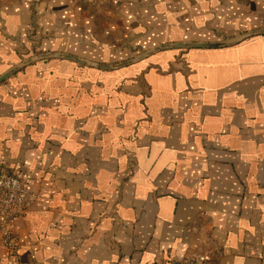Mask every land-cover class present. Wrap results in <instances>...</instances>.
Here are the masks:
<instances>
[{"label":"crops","instance_id":"1","mask_svg":"<svg viewBox=\"0 0 264 264\" xmlns=\"http://www.w3.org/2000/svg\"><path fill=\"white\" fill-rule=\"evenodd\" d=\"M260 29L264 0H0V168L34 199L0 264H264V33L148 53Z\"/></svg>","mask_w":264,"mask_h":264},{"label":"built area","instance_id":"2","mask_svg":"<svg viewBox=\"0 0 264 264\" xmlns=\"http://www.w3.org/2000/svg\"><path fill=\"white\" fill-rule=\"evenodd\" d=\"M75 5L80 0H66ZM96 2L97 0H86ZM33 196L28 195L25 180L16 172L0 168V248L12 258L19 257L17 222L31 206ZM212 254L198 252L182 259H157L152 264H210Z\"/></svg>","mask_w":264,"mask_h":264},{"label":"water","instance_id":"3","mask_svg":"<svg viewBox=\"0 0 264 264\" xmlns=\"http://www.w3.org/2000/svg\"><path fill=\"white\" fill-rule=\"evenodd\" d=\"M261 33H264V29H260V30H251V31H247L241 35H239L238 37H235L231 40H227V41H220V42H198V43H193V42H184V43H172V44H165V45H161L159 47H157L156 49H153L152 51H149L148 53L150 52H153L159 48H164V47H170V46H183V47H189V46H223V45H229V44H232V43H236L248 36H251V35H254V34H261ZM148 53H145L144 55L148 54ZM44 56H47V55H44ZM32 60H34V58H30V59H26L21 66L31 62ZM98 65H101V64H98ZM6 75H3L1 78H0V81H2L6 76Z\"/></svg>","mask_w":264,"mask_h":264},{"label":"rangeland","instance_id":"4","mask_svg":"<svg viewBox=\"0 0 264 264\" xmlns=\"http://www.w3.org/2000/svg\"><path fill=\"white\" fill-rule=\"evenodd\" d=\"M243 1V0H242Z\"/></svg>","mask_w":264,"mask_h":264}]
</instances>
